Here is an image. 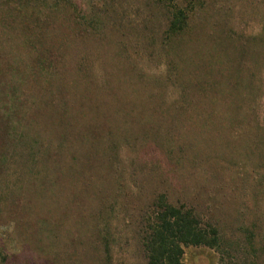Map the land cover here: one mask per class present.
<instances>
[{"label":"rangeland","instance_id":"rangeland-1","mask_svg":"<svg viewBox=\"0 0 264 264\" xmlns=\"http://www.w3.org/2000/svg\"><path fill=\"white\" fill-rule=\"evenodd\" d=\"M162 194L264 264V0H0V264H149Z\"/></svg>","mask_w":264,"mask_h":264},{"label":"trees","instance_id":"trees-1","mask_svg":"<svg viewBox=\"0 0 264 264\" xmlns=\"http://www.w3.org/2000/svg\"><path fill=\"white\" fill-rule=\"evenodd\" d=\"M188 27L187 11L175 7L169 30L177 33ZM149 264H185V247L220 244L218 228L213 224L205 226L192 209L178 207L170 203L162 194L158 198L153 225L150 227Z\"/></svg>","mask_w":264,"mask_h":264}]
</instances>
